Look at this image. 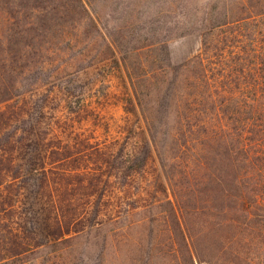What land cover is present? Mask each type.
Returning a JSON list of instances; mask_svg holds the SVG:
<instances>
[{"label": "trees", "instance_id": "1", "mask_svg": "<svg viewBox=\"0 0 264 264\" xmlns=\"http://www.w3.org/2000/svg\"><path fill=\"white\" fill-rule=\"evenodd\" d=\"M95 1L0 0V105L19 94L22 76L45 67L53 41L68 40V30L102 38L130 80L126 107L147 121L167 194L132 264H251L246 249L264 246V39L237 45L231 57L227 23L211 9L182 8L175 41L185 40L184 53L168 39L119 51ZM240 23L243 30L250 22ZM9 174L18 177L0 156V186L14 185ZM40 226L27 219L17 233L0 221V264H18L34 245L48 244L37 237Z\"/></svg>", "mask_w": 264, "mask_h": 264}, {"label": "rangeland", "instance_id": "2", "mask_svg": "<svg viewBox=\"0 0 264 264\" xmlns=\"http://www.w3.org/2000/svg\"><path fill=\"white\" fill-rule=\"evenodd\" d=\"M94 5L119 51L168 39L184 53L188 44L175 41L182 8L197 9L198 15L211 9L227 23L231 57L237 45L264 39V0H96ZM241 20L250 22L243 30ZM68 35L53 41L45 67L22 76L19 94L0 105L6 114L0 156L13 161L18 175L7 178L14 185L0 186V221L17 233L27 219L42 225L36 234L48 244L34 245L18 264H132V251L138 253L157 217L152 212L167 197L163 169L148 146L145 117L126 107L130 80L117 57L102 38L84 37L81 27ZM192 41L196 47V38ZM246 251L251 264H264V246Z\"/></svg>", "mask_w": 264, "mask_h": 264}]
</instances>
